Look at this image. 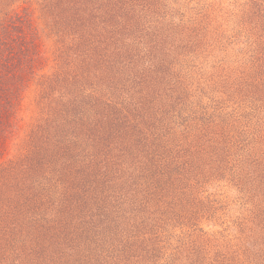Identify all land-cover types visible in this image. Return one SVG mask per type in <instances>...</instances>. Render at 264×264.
Wrapping results in <instances>:
<instances>
[{"label": "trees", "instance_id": "obj_1", "mask_svg": "<svg viewBox=\"0 0 264 264\" xmlns=\"http://www.w3.org/2000/svg\"><path fill=\"white\" fill-rule=\"evenodd\" d=\"M191 1L0 0V264H239L182 227L212 159L264 179L230 134L264 112V68H234L251 111L227 122L222 81L199 84L226 61Z\"/></svg>", "mask_w": 264, "mask_h": 264}, {"label": "rangeland", "instance_id": "obj_2", "mask_svg": "<svg viewBox=\"0 0 264 264\" xmlns=\"http://www.w3.org/2000/svg\"><path fill=\"white\" fill-rule=\"evenodd\" d=\"M189 5L205 8L203 24L206 29L202 34L206 33L207 41L218 46V51L213 53L217 59L226 61L220 68L206 69L207 73L203 75L205 80L199 81V84L211 82L209 79L213 78L222 81L215 80L219 86L217 94L221 89L226 90L224 95L219 94L217 100L229 98V114L224 113L223 118L232 124L236 114L243 112L246 115L251 111L244 107L249 99L244 95L250 93L244 92V86H236L238 84L234 82V68L239 65L243 68H264V18L254 15L257 10L262 9L264 16V0H192ZM36 14L39 15L37 12ZM247 15L250 16L247 18ZM251 17L255 21L250 22ZM253 90L258 92L257 96L264 104V92ZM243 93L245 94L242 95ZM33 97L31 92L25 99L20 112L22 122L32 121L30 118L35 109ZM256 114V117L264 116V112L261 115L259 109ZM256 117L249 115L244 119V122L253 121L251 125L233 122L230 134L244 135L243 140L253 148L249 156L251 159L259 158L258 167H261L264 166V118L256 123ZM234 148H237L236 144L229 146L231 150ZM230 157L233 160L228 163L230 170L221 167L224 163L217 164L215 159L210 161L213 166L210 168L216 169V176L203 195L189 200V204L199 212L196 219L182 228H196L195 233L202 229L214 236H224L221 239L231 242L230 259L236 263L239 258V264H264V179L261 181L249 171L254 167L249 166L247 161L235 164L236 158L233 155ZM176 228H181V225L178 224Z\"/></svg>", "mask_w": 264, "mask_h": 264}]
</instances>
